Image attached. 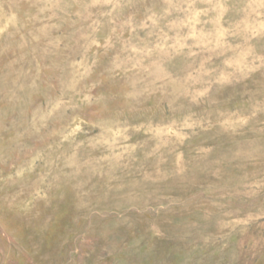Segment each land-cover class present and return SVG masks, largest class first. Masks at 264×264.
Returning a JSON list of instances; mask_svg holds the SVG:
<instances>
[{"label": "rangeland", "instance_id": "374dc122", "mask_svg": "<svg viewBox=\"0 0 264 264\" xmlns=\"http://www.w3.org/2000/svg\"><path fill=\"white\" fill-rule=\"evenodd\" d=\"M0 264H264V0H0Z\"/></svg>", "mask_w": 264, "mask_h": 264}]
</instances>
